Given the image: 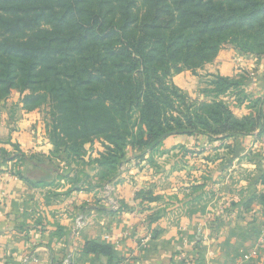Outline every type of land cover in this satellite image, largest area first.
Returning a JSON list of instances; mask_svg holds the SVG:
<instances>
[{
    "label": "trees",
    "instance_id": "16d2710c",
    "mask_svg": "<svg viewBox=\"0 0 264 264\" xmlns=\"http://www.w3.org/2000/svg\"><path fill=\"white\" fill-rule=\"evenodd\" d=\"M229 43L241 54H264V0H0V102L18 89L28 91L27 111L45 101L59 111L51 159L0 148V164L28 162L19 177L35 186L66 178L70 193L85 185L59 161L84 158L96 140L104 150L89 164L109 179L124 160L153 156L173 136L263 132L264 107L240 119L221 98L232 89L245 98L244 78L216 76L207 89L212 99L200 102L172 79L211 63ZM243 148L237 141L234 155ZM258 181L261 189L250 188L246 204L256 199L264 206V171ZM138 198L144 204L160 196L142 190ZM160 234L151 232L153 239ZM90 252L105 256V264L122 260L108 241H89L83 255Z\"/></svg>",
    "mask_w": 264,
    "mask_h": 264
},
{
    "label": "rangeland",
    "instance_id": "374dc122",
    "mask_svg": "<svg viewBox=\"0 0 264 264\" xmlns=\"http://www.w3.org/2000/svg\"><path fill=\"white\" fill-rule=\"evenodd\" d=\"M225 47H232L234 50L233 68L235 70L231 75H224L220 72L207 73L203 70L206 64L196 72L185 70L188 74L183 78L179 77V74L185 71L174 75L172 79L189 95L191 101L200 102L212 99L207 89L214 86L212 81L216 76L244 78L242 89L247 95L245 98L239 100V93L233 92V89L232 93L228 92L221 96L231 105L235 116L242 119L244 116L254 115L255 111L258 113V110L264 107V54L261 56L241 54L231 43L226 44ZM26 92L22 93L18 89H13L0 102V106H3L4 120L8 117L7 121L13 123L11 128L8 126L3 128V148L9 150L11 154L23 151L28 159L47 161L51 159L50 154L54 149L50 135L53 126L59 120V111L53 107L51 101L42 102L32 111H27L22 101ZM27 133L33 140L31 142L29 137L26 138L29 141L25 140L26 145L20 141L23 140L20 134L27 135ZM181 136L187 137V140L182 138L177 143H169L153 156L146 154L142 158L133 157L130 160H124L117 171L112 174L107 173L109 179L101 176V169L96 163L89 164L91 156L94 159L98 150H104L99 140L87 146L89 150L84 158L59 161V165L63 170L71 172L72 177L78 175L79 186L85 185L82 191L87 192L88 198L84 199V203L88 205L89 215H94L95 219L98 216L97 212L103 215L110 213L103 211V207L113 209L115 214L122 213V211L132 212L141 215V224L146 230H159L162 233L165 229L163 220L175 211L180 212L183 208L184 214L188 213L187 216L200 219L195 226L199 225L207 236L211 233L216 234L213 238L219 240V246L224 251L232 245L233 239L237 242L244 233L250 234L252 239L259 231L263 230L262 233H264V206L256 199L251 203H245V199L251 195L250 188L257 186L258 190L261 189L258 178L264 171V131L256 128L253 134L223 139L218 138L222 135L210 139L202 136ZM12 138L17 139L16 142L11 141ZM237 141L241 142L244 148L239 155H234V146ZM16 145L19 147L17 148ZM169 158H172V163ZM22 164L27 166L29 163ZM168 166L178 171L173 177L174 181H178L175 184L167 180L173 175V172L168 173L170 171ZM41 173L37 171V174ZM71 181H73L72 178ZM171 184L174 185L173 190L167 198L159 192V188L160 185ZM131 187L133 192L131 198L133 199L130 201L131 198H128L126 189ZM142 190L151 191L154 197L157 195L160 198L147 200L144 204H140L141 198L137 200V196ZM74 191L76 190H71L69 195ZM234 202L239 204L234 205ZM152 217L158 218L151 221ZM79 218L75 223L74 232L76 233L87 225L86 218L82 217L83 226L77 227ZM91 224L95 226V222ZM107 236L109 235H105V238ZM261 237H264V234ZM151 238L150 233L142 237L137 244L138 248H145L146 242ZM89 241L92 240H88L82 246L85 247ZM115 243L117 251L121 250L120 241V244ZM198 243L202 245V241L194 242L193 245ZM262 243L263 240L258 242L264 247ZM198 248L199 250L194 253L196 256L187 254L179 262L173 264H183L184 261L185 264H193L197 256L203 257L204 261L207 260L202 247ZM256 248L243 251V255L246 254L248 258L242 262L256 257L259 254ZM261 253L263 255L264 251ZM78 256H73L72 264L75 258H79L82 264H94L95 262L92 252ZM90 256L92 262H86ZM132 257H134V251L128 255L120 254V260L122 259L120 264L122 261L130 264Z\"/></svg>",
    "mask_w": 264,
    "mask_h": 264
},
{
    "label": "crops",
    "instance_id": "0c3cea01",
    "mask_svg": "<svg viewBox=\"0 0 264 264\" xmlns=\"http://www.w3.org/2000/svg\"><path fill=\"white\" fill-rule=\"evenodd\" d=\"M233 52L232 47L221 49L217 58L208 63L203 70L212 74L220 72L231 75L235 70ZM187 74L185 71L179 74V77L183 78ZM2 107L0 106V148H3V128L7 126L11 128L13 125L7 121L8 117L4 120ZM21 137L23 140L20 141L23 143L28 137L31 142L33 140L29 133L20 134ZM15 138L11 141L16 142ZM182 138L185 137L181 135L170 137L165 141V145L177 143ZM185 139L187 140V137ZM169 160L172 163V158ZM29 166L17 160L0 164V264H59L69 254L77 257L82 255L81 251L84 248L82 244L95 239L115 245V242L121 243L122 249L118 251L120 254L128 255L134 251L130 264H173L187 254L196 256L194 253L199 250V246L205 252L207 260L204 261L203 257L197 256L193 264H236L243 256V251L256 246L259 256L242 264H264V253L263 255L261 253L264 247L258 244L260 240H263L264 244V237H261L264 234L263 230L259 231L254 239L250 234L244 233L239 241L234 242L233 239L232 245L224 251L219 246V240L213 238L216 234L211 233L207 236L199 225L195 226L200 219L187 216L188 213L184 214L183 208L163 220L165 229L159 237L148 240L145 248H138L137 244L141 238L152 232L141 224V215L126 211L107 215L97 212L98 216L95 219L94 215H89L88 205L84 203V199L88 198L87 192L77 190L69 195L72 183L66 178H62L58 184L35 186L17 174L19 170L26 171ZM168 169L170 170L168 173L173 172V175L167 180L175 184L178 181H174L173 177L178 171L169 166ZM172 184L160 185L159 192L169 198L174 186ZM126 190L128 198H131L132 187ZM132 199L133 197L130 201ZM79 217H85L87 225L76 233L74 228ZM91 222H95V226ZM105 235H109V238H105ZM198 241H202V245L201 243L193 245ZM32 255L36 260L30 259L26 262ZM92 257H95L94 264H105L107 260L100 254H93ZM92 257L90 256L86 262H92ZM82 263L79 258L74 259V264Z\"/></svg>",
    "mask_w": 264,
    "mask_h": 264
},
{
    "label": "built area",
    "instance_id": "2783aa9c",
    "mask_svg": "<svg viewBox=\"0 0 264 264\" xmlns=\"http://www.w3.org/2000/svg\"><path fill=\"white\" fill-rule=\"evenodd\" d=\"M83 222H84L83 221V218L80 217L78 219L77 227H82L83 226ZM107 238H109V236H107ZM246 258H248V256L245 254V255H243V257H241L237 261L236 264H240V262L244 261ZM30 259L31 260H33V259L36 260V258L32 255L31 257H29V258L26 259V262H28ZM72 261H73V254H69L61 264H72ZM121 264H129V262L128 263H125L124 261H122Z\"/></svg>",
    "mask_w": 264,
    "mask_h": 264
}]
</instances>
